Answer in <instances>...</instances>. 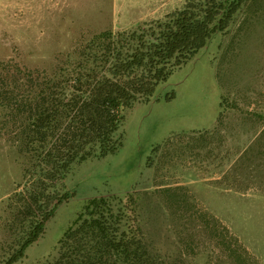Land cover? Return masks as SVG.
<instances>
[{"label":"rangeland","instance_id":"rangeland-1","mask_svg":"<svg viewBox=\"0 0 264 264\" xmlns=\"http://www.w3.org/2000/svg\"><path fill=\"white\" fill-rule=\"evenodd\" d=\"M185 2L0 0V61L48 68L95 33L161 19ZM123 115L121 146L72 168L59 188L66 198L13 264H42L53 256L58 239L95 196L135 205L146 239L164 258L264 264V138L256 143L264 128V0H247L225 32L176 68L150 101ZM18 161L1 136L0 264L29 225V216H16L9 200L22 181ZM223 227L246 250L243 256L229 254Z\"/></svg>","mask_w":264,"mask_h":264},{"label":"trees","instance_id":"trees-1","mask_svg":"<svg viewBox=\"0 0 264 264\" xmlns=\"http://www.w3.org/2000/svg\"><path fill=\"white\" fill-rule=\"evenodd\" d=\"M246 2L186 0L161 19L95 33L60 53L48 68L0 61V137L13 148L22 172L9 200L16 216H29L18 249L4 264L20 260L43 232L66 198L59 188L72 168L114 153L121 146L124 112L150 101L176 68L226 31ZM263 138L264 128L256 143ZM115 199H87L58 239L55 254L42 264H187L181 254L156 253L135 205L131 209ZM223 229L229 254L243 256L246 250Z\"/></svg>","mask_w":264,"mask_h":264}]
</instances>
